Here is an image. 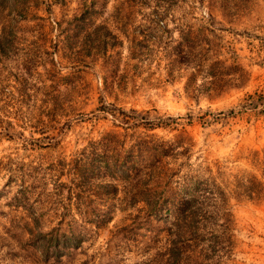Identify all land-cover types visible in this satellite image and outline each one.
I'll return each mask as SVG.
<instances>
[{
    "label": "rangeland",
    "instance_id": "rangeland-1",
    "mask_svg": "<svg viewBox=\"0 0 264 264\" xmlns=\"http://www.w3.org/2000/svg\"><path fill=\"white\" fill-rule=\"evenodd\" d=\"M192 53L203 65H239L247 78L218 94L185 90ZM255 92L264 94V0H0V264H144L162 248L163 222L144 202L128 203L126 184L78 174L105 133L131 140L117 109L162 117L148 135L187 148L161 169L208 166L231 188L248 174L264 187V109L241 110ZM108 181L115 194L96 187ZM226 190L227 264H264V188L258 200ZM105 211L98 226L93 213ZM57 226L83 241L45 258L38 231Z\"/></svg>",
    "mask_w": 264,
    "mask_h": 264
},
{
    "label": "trees",
    "instance_id": "trees-1",
    "mask_svg": "<svg viewBox=\"0 0 264 264\" xmlns=\"http://www.w3.org/2000/svg\"><path fill=\"white\" fill-rule=\"evenodd\" d=\"M203 45L208 46L207 43ZM207 52L206 48L200 54L206 62ZM191 56L190 60L196 65L190 66L192 71L185 82V90L191 89L194 93L205 90L218 94L227 86H242L247 78L246 69L239 65H221L223 62L216 60L203 65L200 59L194 58L193 53ZM197 75L210 81L197 84ZM260 107L261 112L264 109V94L255 92L246 96L241 110L257 111ZM117 110L121 119L126 120L123 122L126 124V131L131 130L130 133L125 131L123 135L126 138L130 134L131 140L126 143V139L119 138L120 133L111 131L105 133L100 140L91 142V155H84L77 162V166L80 165L78 174L81 179L86 181L90 176L103 173L111 180L121 181L129 189V204L144 202L148 215L163 222L166 242L144 264H227L233 255L234 236L226 189L228 187L246 199L258 200L263 195L262 180L253 174L236 176L233 178L234 187L231 188L229 180L220 181L208 166L194 169L187 163V171L180 175L176 173L178 170L161 169L159 164L162 159L185 154L187 148L179 147L173 141L148 135V131L165 125L162 117L151 118L149 112L135 109ZM138 128H142L146 134L136 135ZM261 158L264 163V148ZM88 160L89 174L85 173V163ZM184 165L185 162L181 166ZM215 172L218 176L224 174L219 167ZM162 179H169L170 182L162 184ZM152 181L154 183L151 185ZM96 187L108 195L115 194L118 190L110 181L97 183ZM93 216L95 224L100 226L99 224L107 221L108 212L93 213ZM38 237L45 246L42 251L45 258L51 254L61 255L64 248H77L83 241L80 232L60 229L59 226L47 232L38 231Z\"/></svg>",
    "mask_w": 264,
    "mask_h": 264
}]
</instances>
